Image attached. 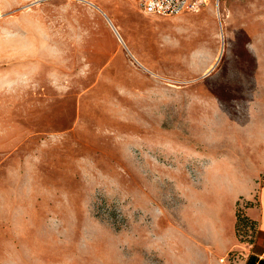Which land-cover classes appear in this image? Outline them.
<instances>
[{
  "label": "rangeland",
  "instance_id": "374dc122",
  "mask_svg": "<svg viewBox=\"0 0 264 264\" xmlns=\"http://www.w3.org/2000/svg\"><path fill=\"white\" fill-rule=\"evenodd\" d=\"M263 171L264 0H0V264H244Z\"/></svg>",
  "mask_w": 264,
  "mask_h": 264
},
{
  "label": "built area",
  "instance_id": "2783aa9c",
  "mask_svg": "<svg viewBox=\"0 0 264 264\" xmlns=\"http://www.w3.org/2000/svg\"><path fill=\"white\" fill-rule=\"evenodd\" d=\"M210 0H140L141 7L146 14L173 15L187 11H197ZM264 183V171L260 177Z\"/></svg>",
  "mask_w": 264,
  "mask_h": 264
},
{
  "label": "crops",
  "instance_id": "0c3cea01",
  "mask_svg": "<svg viewBox=\"0 0 264 264\" xmlns=\"http://www.w3.org/2000/svg\"><path fill=\"white\" fill-rule=\"evenodd\" d=\"M249 217L257 223V249L249 253L245 258L244 264H264V185L258 198V204L251 207Z\"/></svg>",
  "mask_w": 264,
  "mask_h": 264
},
{
  "label": "bare ground",
  "instance_id": "6f19581e",
  "mask_svg": "<svg viewBox=\"0 0 264 264\" xmlns=\"http://www.w3.org/2000/svg\"><path fill=\"white\" fill-rule=\"evenodd\" d=\"M110 23H111L115 33L118 35L120 40L125 44L126 41H125V38H124L123 34L121 33L120 29L111 20H110Z\"/></svg>",
  "mask_w": 264,
  "mask_h": 264
}]
</instances>
